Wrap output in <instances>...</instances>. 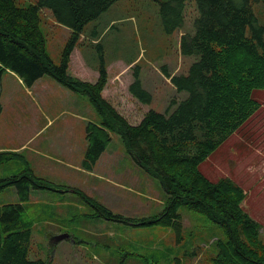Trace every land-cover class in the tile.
<instances>
[{"label":"rangeland","instance_id":"obj_1","mask_svg":"<svg viewBox=\"0 0 264 264\" xmlns=\"http://www.w3.org/2000/svg\"><path fill=\"white\" fill-rule=\"evenodd\" d=\"M166 1H116L87 24L71 55L72 74L83 71L84 63L98 69L105 61L111 75L104 96L132 124L150 109L172 112L189 95L177 89L164 67L170 73H188L199 58L183 55L180 42L184 33L195 32L200 10L196 0H187L184 25L169 30L163 11ZM18 3L27 6L37 0ZM252 5L258 22L264 24V0ZM40 15L47 52L59 65L73 29L58 22L47 7L41 8ZM137 69L143 87L152 94L150 103L143 104L130 94ZM45 77L58 85L53 76ZM56 87L47 84L29 92L17 74L0 70V146L17 150L44 126L28 148L18 151H23L37 176L51 180L56 188L33 189L24 203V219L33 233L30 257L50 264H175L177 257L183 264H214L215 240L224 238L225 232L206 213L182 206L180 230L136 220L162 212L166 192L161 179L127 151L119 133H111L110 144L92 170L84 167L87 123L101 117L88 95L77 92L74 97L62 90L65 86ZM252 96L261 107L199 169L211 180L228 176L244 188L243 207L262 226L264 239V87L253 89ZM64 107L79 115L58 112ZM50 118L54 120L49 122ZM22 169L19 160L0 164V178ZM16 202L15 185L0 190V206ZM96 202L125 218L98 215ZM61 234L68 236L53 242Z\"/></svg>","mask_w":264,"mask_h":264},{"label":"trees","instance_id":"obj_2","mask_svg":"<svg viewBox=\"0 0 264 264\" xmlns=\"http://www.w3.org/2000/svg\"><path fill=\"white\" fill-rule=\"evenodd\" d=\"M116 1L37 0L25 6L18 0H0V70L14 72L28 87L50 75L89 96L101 118L87 123L84 167H95L112 140L111 133L117 132L134 159L161 179L166 192L163 211L136 219L141 224L160 223L180 230V208L186 206L206 213L224 229L225 237L215 240L218 251L212 258L214 264H264L262 226L243 207L244 188L228 176L211 180L199 169V164L261 107L252 96L253 89L264 87V24L258 22L252 5L259 0H196L200 10L196 30L182 35L180 49L183 55L199 58L188 73L173 74L164 67L177 89L187 90L189 95L172 112L147 110L137 124L103 95L111 75L105 61L95 80L69 72L72 52L87 24ZM186 1L163 2L169 30L184 25ZM44 7L51 9L58 22L73 29L59 65L47 52L40 27ZM129 91L143 104L152 101L138 69ZM11 160L21 161L23 169L0 178V190L15 185L19 195V202L0 206V264H50L30 257L33 233L23 214L33 189L56 188L51 180L35 174L23 151L0 150V164ZM94 204L100 216L125 218L104 204ZM176 260L175 264H182L180 257Z\"/></svg>","mask_w":264,"mask_h":264},{"label":"crops","instance_id":"obj_3","mask_svg":"<svg viewBox=\"0 0 264 264\" xmlns=\"http://www.w3.org/2000/svg\"><path fill=\"white\" fill-rule=\"evenodd\" d=\"M84 65H85V67H83L82 68V70L83 71H81V72H78V73H74V74H76V75H79V76H81V77H83V78H86L87 77V75H95V77L97 78V76H98V71H97V69H91V67L89 66L88 67V65H86L85 63H84ZM90 68V69H89ZM9 71V70H8ZM121 71V70H120ZM11 72V71H10ZM45 76H47V75H44V76H42L40 79H38L30 88H28V91L29 92H32V90H34V89H38V88H40V87H46L47 86V84H52V85H54V87H58L59 89H61V88H63V87H61V86H64V85H62V84H60V83H56V84H58V85H55L54 83H53V81H52V79H50V78H47V77H45ZM96 78H94V79H91V78H87V79H90V80H95ZM20 80H21V84H24L25 86H26V84L23 82V80L20 78ZM56 87V88H57ZM65 88H67L66 86H65ZM62 90H64V92L66 93V94H68V95H70V96H74V97H76L77 95H76V91H73L72 89H70V88H67V89H62ZM66 90V91H65ZM103 95H104V93H103ZM61 111V113L63 114V113H65V112H70L71 114L73 113L74 115H79L78 113H75L76 111H72V110H70V108H67V107H64V108H62V109H60L58 112H60ZM54 120V118H50V120H49V122H51V121H53ZM97 122L99 121L98 119L96 120ZM48 122V123H49ZM47 125V124H46ZM44 127V126H43ZM43 127H40L37 131H36V133L33 135V136H35L36 134H38L42 129H43ZM236 132V131H235ZM32 136V137H33ZM32 137H29V139H28V141L27 142H24V144L23 145H21V146H18L16 149L17 150H20V149H24L26 146V148H28L29 146H30V140H31V138ZM29 142V143H28ZM88 142V141H87ZM25 148V149H26ZM5 149H11V148H7L6 146H0V150H5ZM15 150V149H14ZM126 262V260L125 259H123V263H125ZM181 262H182V264H183V260H181Z\"/></svg>","mask_w":264,"mask_h":264},{"label":"water","instance_id":"obj_4","mask_svg":"<svg viewBox=\"0 0 264 264\" xmlns=\"http://www.w3.org/2000/svg\"><path fill=\"white\" fill-rule=\"evenodd\" d=\"M65 236H67V235H65V234L57 235V236H55L52 240H53V241H58V240L64 238Z\"/></svg>","mask_w":264,"mask_h":264}]
</instances>
